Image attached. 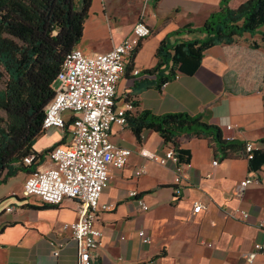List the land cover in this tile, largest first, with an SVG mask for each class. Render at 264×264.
I'll return each instance as SVG.
<instances>
[{
  "label": "crops",
  "instance_id": "1",
  "mask_svg": "<svg viewBox=\"0 0 264 264\" xmlns=\"http://www.w3.org/2000/svg\"><path fill=\"white\" fill-rule=\"evenodd\" d=\"M223 1L93 0L76 49L85 55L109 52L132 34L137 22H146L152 33L127 59L117 84L116 107L131 105L132 117L143 111L156 116H202L225 139L263 151L264 45L259 35L211 48L195 74L178 75L166 85H160L156 74H146L158 65L157 51L163 42L173 41L172 35L187 25L203 26ZM247 1L228 0L232 9ZM254 42L257 48L252 47ZM72 117L66 112L64 130L51 128L37 138V154L71 142ZM110 138L132 155L122 170L110 171L100 203L112 209L100 215L97 227L104 236L91 264H250L247 256L256 252V245L263 249L251 264H264V165L252 171L242 153L226 157L209 139L200 138L187 146L189 168L172 162L160 166L140 154L143 149L160 156L166 153L168 146L158 133L145 130L139 139L129 126L114 124ZM52 166L45 156L37 170ZM142 166L146 173L136 176ZM179 173L181 194L177 195L174 182ZM29 176L21 173L0 186V264H79L78 245L71 231L64 229L78 218L75 203L67 200L61 207H50L35 197H24ZM248 178L254 182L241 199L235 197L237 186ZM131 192L150 207L148 212L139 209ZM197 202L204 209L193 214ZM235 208L249 213V218H228L226 212ZM141 231L148 244L142 242ZM52 243L64 245L57 258Z\"/></svg>",
  "mask_w": 264,
  "mask_h": 264
},
{
  "label": "trees",
  "instance_id": "2",
  "mask_svg": "<svg viewBox=\"0 0 264 264\" xmlns=\"http://www.w3.org/2000/svg\"><path fill=\"white\" fill-rule=\"evenodd\" d=\"M92 3L0 0V186L21 173L37 174L39 162L48 155L49 151L37 154L34 145L46 131L45 110L56 95L58 73L83 37ZM245 35H259L264 45V0H248L237 9L224 0L203 26L187 25L172 35L173 41L163 42L157 51L158 65L146 74H156L160 85L181 74L193 75L208 50L231 45ZM252 47L257 48V42ZM127 126L139 139L145 130L158 133L180 164L190 161L187 146L192 141L207 138L226 157L242 153L252 171L264 165V150L248 153L247 144L226 140L221 130L205 123L202 116H156L143 111L136 117L128 114ZM30 156L35 160L26 164Z\"/></svg>",
  "mask_w": 264,
  "mask_h": 264
},
{
  "label": "built area",
  "instance_id": "3",
  "mask_svg": "<svg viewBox=\"0 0 264 264\" xmlns=\"http://www.w3.org/2000/svg\"><path fill=\"white\" fill-rule=\"evenodd\" d=\"M151 33L150 26L139 21L132 34L109 52L85 55L79 49L72 50L58 73L56 95L45 110L44 130H64V114H73L72 140L68 145L54 146L49 150L47 157L52 168L30 175L24 184L23 195L35 197L42 204L53 207H61L67 200L75 203L78 218L74 223L66 224L64 229L71 231L72 239L78 245L79 264H91L94 254L102 246L104 235L97 224L100 215L111 210L112 205L101 204L100 198L108 188L111 169L122 170L132 155L131 150L116 146L110 138L114 124L127 126L128 109L132 108L131 105L128 108L116 107L117 84L125 73L127 59ZM138 74L139 71H136L135 75ZM232 128L228 126V130ZM254 149L252 144H247L248 153ZM140 154L160 166H167L170 162L180 164L172 148H167L163 156L144 149ZM34 160L35 156H30L25 163L31 164ZM184 165L190 167L189 163ZM213 165L217 166L218 161ZM145 173L146 166L136 170V176ZM181 176L179 173L174 182L177 195L181 194ZM253 182L251 178L240 182L235 189V197L241 199ZM130 196L135 198L142 212L150 210L137 192H131ZM203 209V204L197 202L193 214H199ZM226 216L247 220L249 213L235 208L228 210ZM262 226L263 223H260ZM139 236L144 244L149 243L143 231ZM51 246L53 257H59L64 245L52 243ZM262 249L261 245H256V252L249 254L247 261L251 264Z\"/></svg>",
  "mask_w": 264,
  "mask_h": 264
},
{
  "label": "rangeland",
  "instance_id": "4",
  "mask_svg": "<svg viewBox=\"0 0 264 264\" xmlns=\"http://www.w3.org/2000/svg\"><path fill=\"white\" fill-rule=\"evenodd\" d=\"M0 114L2 115L3 113L0 111ZM44 141H45V139H42V141H41V142L43 143Z\"/></svg>",
  "mask_w": 264,
  "mask_h": 264
}]
</instances>
